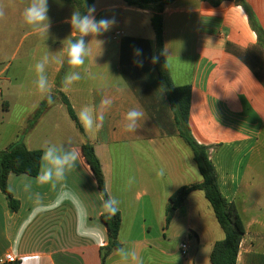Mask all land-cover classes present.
<instances>
[{
	"label": "crops",
	"instance_id": "obj_1",
	"mask_svg": "<svg viewBox=\"0 0 264 264\" xmlns=\"http://www.w3.org/2000/svg\"><path fill=\"white\" fill-rule=\"evenodd\" d=\"M240 1L264 32V0L218 5L173 0L162 12L163 53L174 86H191V134L208 147L219 191L235 203L245 227L236 262L264 264V47ZM29 2L0 0V151L21 140L32 151H43L50 143L65 150L75 147L80 157L63 182L53 181L55 187L27 174H10L8 187L20 206L10 211L0 190V259L11 254L13 264H101L99 251L108 235L101 219L104 199L83 158L82 146L89 142L108 196L119 201L120 248L134 250L139 264H212L210 255L224 230L203 191L193 190L166 223L170 196L201 183L202 176L194 152L179 135L152 61L157 7L94 0L96 18L116 23L100 36L85 37L91 53L78 70L82 79L69 89L62 85L70 70L66 60H51L46 75L54 102L34 121L47 99L35 86L34 65L44 55L60 56L68 40L79 36L66 22L78 7L70 0L49 1L48 14L54 12L55 18L49 27H57L53 44L32 43L21 51V45L12 48V38ZM117 31L123 34L115 39ZM136 49L142 54L134 55ZM28 73L34 76L30 80ZM63 95L77 117L86 105L103 116L100 127L86 132L82 126L81 134ZM105 98L112 100L108 108L101 105ZM133 107L145 117L134 132H126L125 114ZM70 193L74 198L58 201V194ZM183 242L190 246L186 257L181 255ZM116 250L106 264H125Z\"/></svg>",
	"mask_w": 264,
	"mask_h": 264
},
{
	"label": "trees",
	"instance_id": "obj_2",
	"mask_svg": "<svg viewBox=\"0 0 264 264\" xmlns=\"http://www.w3.org/2000/svg\"><path fill=\"white\" fill-rule=\"evenodd\" d=\"M76 4L78 10L82 13L86 11L85 4L93 5L94 0H70ZM128 4L147 7L155 5L157 7V15L152 18V24L156 33L154 56L158 60L154 62V68L157 72L160 84L173 110L176 128L181 138L191 147L194 152L199 172L202 176V182L199 184H191L183 186L170 196V205L167 207L166 223L169 224L174 211L181 207L187 196L193 191H203L208 201L213 206L215 216L224 230V238L214 244L210 260L212 264H237V256L239 251L240 241L245 233V227L238 215L235 203L228 202L220 193L215 168L210 160L208 147L199 145L191 134L188 124V115L190 113L191 86H174L169 70L168 63L164 57L163 51V24L162 12L165 5L173 0H124ZM210 1L214 5H218L223 0H202ZM240 5L246 11L249 18V25L256 33L259 42L264 47V32L257 23V19L249 9V7L240 1ZM79 34V33H78ZM77 38V37H76ZM62 101L66 106V111L70 118L75 122L81 134L84 129L79 118L74 112L69 100L63 95ZM47 99L42 102L37 109L34 121L38 119L44 109L48 108ZM83 158L95 175L96 183L103 199H107L108 193L105 189V178L102 172L101 163L95 153L91 143L86 142L82 146ZM42 150L28 149L25 144L19 140L7 149L0 151V190L7 199V206L12 212L19 210V201L14 198L8 187V177L14 173L17 175L27 174L31 177H37L41 169ZM106 225L108 244L99 251L101 264H106L108 255L120 248L118 242V232L121 228V216L119 211L113 216L106 212L101 217Z\"/></svg>",
	"mask_w": 264,
	"mask_h": 264
},
{
	"label": "clouds",
	"instance_id": "obj_3",
	"mask_svg": "<svg viewBox=\"0 0 264 264\" xmlns=\"http://www.w3.org/2000/svg\"><path fill=\"white\" fill-rule=\"evenodd\" d=\"M86 11L81 12L78 10L73 11L71 17L66 21L70 23L73 32L72 34L79 33V36L75 39H70L67 42L66 47L62 51L60 56L50 59L48 55H44L34 65L36 73L35 86L37 90L47 98L49 104L53 103L51 95V89L46 75V67L54 60L56 63L69 65V71L65 74L62 85L65 90L69 89L71 85L82 79L79 69H81L86 59L91 53L89 43H86L85 37L93 36L97 37L103 33L109 31L115 25L114 18H100L97 19L94 15L96 12L95 5L85 4ZM4 13L0 10V18H3ZM22 22L28 26L32 31L37 33H46L49 28V16H48V0H30L29 4L23 9ZM100 43V41H98ZM142 50L136 49L134 55H141ZM158 57H153L152 61L156 62ZM142 66V63L139 65ZM112 100L105 98L101 100V105L105 108L110 107ZM145 113L139 107H133L125 114L124 131L134 132L139 127L140 122L144 119ZM78 118L84 127L86 132H94L100 127V122L103 120V116L99 115L91 106H84L78 113ZM71 144V141H68ZM80 153L77 148L73 147L70 150H65L63 145L56 146L54 144H47L43 149L41 156V169L36 180L40 184H50L55 187L53 181L63 182L66 178V174L71 172L77 166ZM162 174V173H161ZM30 188V185L26 186V190ZM66 191V185H64ZM69 197L74 198V194L70 195L58 194V201L63 202L64 199ZM39 203V201H37ZM119 201L115 197H108L102 201L103 210L109 215H115L119 208ZM121 261L128 264H139L137 254L134 250L125 247L118 248L116 250Z\"/></svg>",
	"mask_w": 264,
	"mask_h": 264
},
{
	"label": "rangeland",
	"instance_id": "obj_4",
	"mask_svg": "<svg viewBox=\"0 0 264 264\" xmlns=\"http://www.w3.org/2000/svg\"><path fill=\"white\" fill-rule=\"evenodd\" d=\"M49 1L51 2L53 0H48V2ZM54 1H56V0H54ZM53 15H54V12L52 14H51V12H49V14H48V16H49V25L52 24L53 21L55 20ZM17 26L19 28H18V30L14 31V35H13V38H12V48L13 49L18 48L19 45H21V51H23L25 48L28 47V45H30L32 43L40 44V45H42V47H46V48H49V46L53 44V39L55 38V31L57 29L56 26H54V27L50 26L48 28L47 34L46 33L33 32L28 26H26V25L24 26V24H20V25H17ZM13 27H14V25H13ZM7 31L8 30L6 29V34H7ZM25 33H29V34H32V35L27 37L24 40V42H23V40H21V38L23 37V35ZM1 36L2 35H0V41H2ZM65 36H67V35L65 34ZM33 77L34 76L31 73H28L27 78H29V80L32 79Z\"/></svg>",
	"mask_w": 264,
	"mask_h": 264
},
{
	"label": "built area",
	"instance_id": "obj_5",
	"mask_svg": "<svg viewBox=\"0 0 264 264\" xmlns=\"http://www.w3.org/2000/svg\"><path fill=\"white\" fill-rule=\"evenodd\" d=\"M123 34L122 31H117L114 38L115 39H118L119 36H121ZM181 255L183 257H186L188 254H189V249H190V246H189V243L188 242H183L181 244ZM0 262L2 264H13L15 262V258L11 255V254H7L6 256L2 257L0 259Z\"/></svg>",
	"mask_w": 264,
	"mask_h": 264
}]
</instances>
